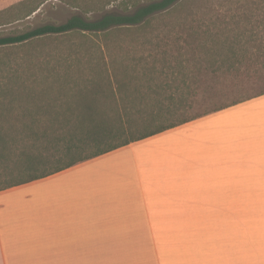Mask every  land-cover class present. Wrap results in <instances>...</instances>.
<instances>
[{
	"label": "crops",
	"instance_id": "obj_1",
	"mask_svg": "<svg viewBox=\"0 0 264 264\" xmlns=\"http://www.w3.org/2000/svg\"><path fill=\"white\" fill-rule=\"evenodd\" d=\"M0 264H264V94L0 190Z\"/></svg>",
	"mask_w": 264,
	"mask_h": 264
},
{
	"label": "trees",
	"instance_id": "obj_2",
	"mask_svg": "<svg viewBox=\"0 0 264 264\" xmlns=\"http://www.w3.org/2000/svg\"><path fill=\"white\" fill-rule=\"evenodd\" d=\"M63 1L83 11L72 15L63 23H45L13 34L0 35V48L29 47L61 37L71 39L77 34L84 37L95 34L101 40L105 39L107 43L106 40L117 36L118 42L123 35L136 36L137 32L144 35V39L138 41L144 47L152 42L145 35L152 19L191 5L195 0H143L136 4L134 9L126 6L123 11H105V4L109 5L112 0ZM236 2L239 4V12L232 16L230 22L220 23L233 27H229L228 33L224 34V28H218L221 25L216 26L218 28L216 31L206 29L202 32L211 38V43L201 48L199 69L204 74L212 72L215 78L218 77L219 71L227 75L229 72L240 71L242 65L248 68L253 59L258 60L264 51V46L261 45L264 39L255 31L262 25L264 28V0ZM43 3L41 0L37 2L21 0L0 10V17L16 12L21 14L13 20H19L31 15ZM95 11L105 12L96 18L84 15ZM256 21L259 22V26ZM106 50L108 47L102 49L103 57L106 56ZM125 52L126 56L131 55L130 49ZM254 54L258 58L254 57ZM97 68H100L99 72L96 71ZM118 72L116 81L108 63H101L92 57L87 61L78 60L76 63H70L67 66V74L72 79L67 80V85L74 84L72 89L79 91L71 95V99L68 98L69 95L66 96L67 100L63 99L65 94H62L63 97L56 96L55 101L62 100L63 110L50 111L39 104L40 109L36 107L29 110L26 115L31 123L19 126L0 124V190L48 176L133 141L264 94L263 91L229 105L188 116L187 108L193 104L189 101L191 97L185 95L176 97L174 94L162 97L164 93L158 91L161 86L155 90L149 85L154 78L150 77L151 81H147L141 76L131 74L130 71L122 75ZM88 73L92 74L88 75L89 79L81 81ZM141 79L145 80L148 83L147 87L152 90L149 92L150 96L152 94L161 96L157 101L159 105L157 109L130 108L139 100L148 98L149 94L143 91L145 85L140 84ZM35 83L40 85L42 82L34 78L21 83L29 101L47 94L53 87L52 83H43L45 87L39 89L35 87ZM83 84L86 85L85 88ZM167 99L170 102L168 105ZM3 102L4 99L1 97L0 105ZM44 120L52 124H39Z\"/></svg>",
	"mask_w": 264,
	"mask_h": 264
},
{
	"label": "rangeland",
	"instance_id": "obj_3",
	"mask_svg": "<svg viewBox=\"0 0 264 264\" xmlns=\"http://www.w3.org/2000/svg\"><path fill=\"white\" fill-rule=\"evenodd\" d=\"M19 1L21 0H0V10ZM37 1L39 0H34V2ZM41 1L44 3L36 11L19 20H13L21 14L16 12L0 17V35L13 34L45 23H63L72 15L83 11L63 0ZM142 1L112 0L109 5L105 4L104 10L123 11L126 6H130L132 10ZM236 1L195 0L191 5L171 11L170 14L158 15L150 21L151 25L145 31L147 39L152 42L144 47L138 42L144 39V35L139 32L136 36L123 35L118 42L117 36L106 40L107 43L104 38L101 40L95 34L90 37L77 34L71 39L61 37L29 47L2 46L0 48V95L2 94L0 98L2 97L4 102L0 105V124L19 126L31 123L26 115L29 110L39 108V104L50 111L63 110L62 100L55 101L56 96L63 97L62 94H65L63 99L68 95L71 99V95L79 91V89H72L74 84L67 85V80L72 79L67 74V66L78 60L87 61L89 57L101 63L107 62L116 81L118 70L120 75L130 71L131 74L141 76L147 81L150 77L154 78L155 80L149 85H152L155 90L161 86L158 91L164 93L162 97L170 94L176 97L180 95L191 97L189 101L193 104L187 108L188 116L205 113L263 92L264 51L260 58L254 54L258 60L253 59L252 66L250 64L246 68L242 65L240 71L236 73L229 72L224 75L222 71H219L218 77L215 78L212 72L204 74L199 69L201 68L199 67L201 48L211 43V38L206 37L202 32L206 29L216 31L218 28H224V34L228 33L231 26L220 23L230 22L232 16L239 12V4ZM105 11H95L84 15L96 18ZM202 24L206 25L202 26ZM256 24L259 26L258 21ZM258 28L255 31L264 39L263 25ZM261 45L264 46V41ZM107 47L106 56L103 57L102 49L105 50ZM128 49L131 55L126 56L125 51ZM250 56L253 57V54ZM96 71L99 72L100 68ZM89 74H85L81 81L89 79ZM33 77L42 82L40 85L35 83L36 88L42 89L45 87L44 84L49 83H52L53 87L47 94L29 101L21 83L25 80L29 82L34 79ZM95 77L98 78V76ZM55 80L57 83L54 82ZM145 80L141 79L140 84L145 85L143 91L149 94L152 90L147 87L148 83ZM83 87L85 88L86 85L83 84ZM160 97L149 94L147 99L139 100L130 108L157 109L159 107L157 101ZM169 103L167 99L166 104ZM39 124H52V122L44 120Z\"/></svg>",
	"mask_w": 264,
	"mask_h": 264
}]
</instances>
